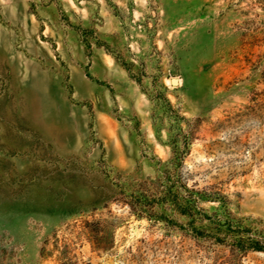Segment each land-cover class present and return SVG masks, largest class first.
Listing matches in <instances>:
<instances>
[{
    "label": "rangeland",
    "instance_id": "obj_1",
    "mask_svg": "<svg viewBox=\"0 0 264 264\" xmlns=\"http://www.w3.org/2000/svg\"><path fill=\"white\" fill-rule=\"evenodd\" d=\"M183 133L187 187L264 233L263 0H0V264H264L129 210Z\"/></svg>",
    "mask_w": 264,
    "mask_h": 264
},
{
    "label": "trees",
    "instance_id": "obj_2",
    "mask_svg": "<svg viewBox=\"0 0 264 264\" xmlns=\"http://www.w3.org/2000/svg\"><path fill=\"white\" fill-rule=\"evenodd\" d=\"M177 120L186 122L182 117ZM176 140L175 135L170 144L172 161L162 163L164 170L127 195L125 203L129 210L137 217L158 223L163 221L164 211L171 209L187 219L185 227L197 239H208L218 245L228 243L239 253H264V233L252 231L240 219L234 218L226 209L224 197L187 187L180 169L183 158L188 154L191 136L183 133L182 142L177 143ZM207 202H215L219 207L208 214L201 207V203Z\"/></svg>",
    "mask_w": 264,
    "mask_h": 264
},
{
    "label": "water",
    "instance_id": "obj_3",
    "mask_svg": "<svg viewBox=\"0 0 264 264\" xmlns=\"http://www.w3.org/2000/svg\"><path fill=\"white\" fill-rule=\"evenodd\" d=\"M171 84H172V85L176 84L175 79H172V80H171Z\"/></svg>",
    "mask_w": 264,
    "mask_h": 264
},
{
    "label": "bare ground",
    "instance_id": "obj_4",
    "mask_svg": "<svg viewBox=\"0 0 264 264\" xmlns=\"http://www.w3.org/2000/svg\"><path fill=\"white\" fill-rule=\"evenodd\" d=\"M176 81V80H175ZM174 85H177V82H176V84H174Z\"/></svg>",
    "mask_w": 264,
    "mask_h": 264
}]
</instances>
